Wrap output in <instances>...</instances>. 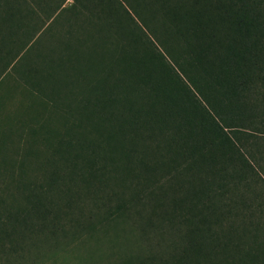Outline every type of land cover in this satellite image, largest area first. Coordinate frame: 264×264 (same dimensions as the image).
Returning a JSON list of instances; mask_svg holds the SVG:
<instances>
[{"label":"trees","instance_id":"16d2710c","mask_svg":"<svg viewBox=\"0 0 264 264\" xmlns=\"http://www.w3.org/2000/svg\"><path fill=\"white\" fill-rule=\"evenodd\" d=\"M260 14L0 0V264H264Z\"/></svg>","mask_w":264,"mask_h":264},{"label":"rangeland","instance_id":"374dc122","mask_svg":"<svg viewBox=\"0 0 264 264\" xmlns=\"http://www.w3.org/2000/svg\"><path fill=\"white\" fill-rule=\"evenodd\" d=\"M259 10L261 12L260 18L261 22L259 21V26L257 31L254 32L253 41L257 43L258 49L264 53V0H258ZM121 190H117L116 192L119 193Z\"/></svg>","mask_w":264,"mask_h":264}]
</instances>
